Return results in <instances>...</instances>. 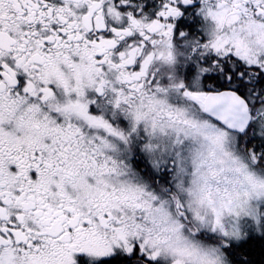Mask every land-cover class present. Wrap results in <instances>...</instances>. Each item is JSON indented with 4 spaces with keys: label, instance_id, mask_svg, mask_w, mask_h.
<instances>
[{
    "label": "snow or ice",
    "instance_id": "6c2138e0",
    "mask_svg": "<svg viewBox=\"0 0 264 264\" xmlns=\"http://www.w3.org/2000/svg\"><path fill=\"white\" fill-rule=\"evenodd\" d=\"M0 264H264V0H0Z\"/></svg>",
    "mask_w": 264,
    "mask_h": 264
}]
</instances>
